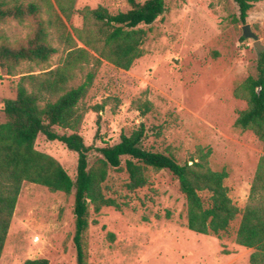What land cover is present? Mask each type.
<instances>
[{
    "label": "rangeland",
    "instance_id": "1",
    "mask_svg": "<svg viewBox=\"0 0 264 264\" xmlns=\"http://www.w3.org/2000/svg\"><path fill=\"white\" fill-rule=\"evenodd\" d=\"M23 1L41 2L42 18L56 21L52 35L57 54L47 65L22 68L37 74L60 66L72 44L94 54L77 37L84 28V10L103 6L116 14L130 8L127 0ZM165 6L153 24L141 26L147 31L144 55L129 70L106 60L97 67L92 60L81 64L76 84L91 70L95 77L81 102L84 120L79 133L87 145L102 147L144 125L142 147L171 154L182 164L195 156L198 146L210 147L211 168L228 171L225 185L243 210L264 144L252 131L235 126L238 111L247 105L234 90L256 72L259 52L254 40L245 37V25L264 49V1L253 4L245 23L235 0H165ZM32 25L0 24V33L13 42L23 40ZM56 27L66 42L57 37ZM19 77L0 68V106L15 98ZM146 103L152 107L147 112ZM4 121L0 112V123ZM35 148L57 159L75 178L76 153L42 135ZM147 176L148 185L131 192L126 171L110 170L104 192L121 208L90 211L84 264H250L254 250L236 242L241 213L221 237L196 233L187 228L186 200L178 180L167 170L153 168L147 169ZM73 205V194L24 182L0 264L38 258L49 264H78Z\"/></svg>",
    "mask_w": 264,
    "mask_h": 264
},
{
    "label": "trees",
    "instance_id": "2",
    "mask_svg": "<svg viewBox=\"0 0 264 264\" xmlns=\"http://www.w3.org/2000/svg\"><path fill=\"white\" fill-rule=\"evenodd\" d=\"M235 1L240 9L239 19L245 23L253 4L264 0ZM127 2L130 8L116 14L103 6L83 11L84 28L77 37L96 55L72 44L60 66L37 74L22 68L47 65L57 54L52 35L56 21L42 18L39 1L0 0V24L13 21L33 24L23 40L13 42L3 31L0 33V68L9 76L20 75L15 98L5 99L0 106L5 116V121L0 123V259L24 182L74 195L73 240L78 264H84V236L90 211L121 208L120 203L104 192L110 170L126 171V188L134 192L148 185L147 169L153 168L167 170L178 180L186 200L189 230L221 237L241 213L236 242L254 250L250 264H264V155L259 160L247 203L240 210L225 185L228 171L210 166V147L198 146L195 156L182 164L171 154L142 147L144 125L130 135L122 134L119 142L102 147L87 145L79 133L84 120L81 102L95 77L91 70L76 84L81 64L92 60L97 67L106 60L129 70L144 55L147 31L141 26L153 24L166 10L165 0ZM61 10L65 13L66 8L61 5ZM55 33L66 42L67 37L58 27ZM234 96L247 105L238 111L235 126L252 131L264 144V50L258 53L255 74L235 88ZM145 107V112L152 108L150 103ZM41 135L77 154L75 178L57 159L35 148ZM94 154L97 156L92 159ZM23 264H49V261L28 259Z\"/></svg>",
    "mask_w": 264,
    "mask_h": 264
},
{
    "label": "water",
    "instance_id": "3",
    "mask_svg": "<svg viewBox=\"0 0 264 264\" xmlns=\"http://www.w3.org/2000/svg\"><path fill=\"white\" fill-rule=\"evenodd\" d=\"M243 31H244V35L246 38H251L254 40V46L255 48L258 50V52H262L264 49L263 47L260 45V40L258 39L257 35L251 30L250 25H245L243 27Z\"/></svg>",
    "mask_w": 264,
    "mask_h": 264
}]
</instances>
